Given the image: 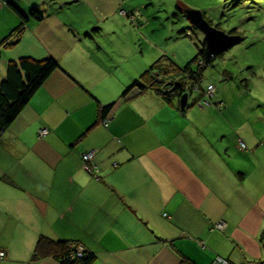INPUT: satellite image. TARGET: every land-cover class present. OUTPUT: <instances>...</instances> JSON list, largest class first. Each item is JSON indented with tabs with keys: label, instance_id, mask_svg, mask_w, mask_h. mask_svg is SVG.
Listing matches in <instances>:
<instances>
[{
	"label": "crops",
	"instance_id": "crops-1",
	"mask_svg": "<svg viewBox=\"0 0 264 264\" xmlns=\"http://www.w3.org/2000/svg\"><path fill=\"white\" fill-rule=\"evenodd\" d=\"M46 1L0 0V83L10 59L59 63L0 138V264H61L32 260L41 235L77 241L95 264L264 261V113L231 114L223 94L216 110L202 90L184 111L151 89L124 95L152 63L86 28L72 0ZM11 2L44 17L2 44L23 22ZM89 150L96 174L84 168Z\"/></svg>",
	"mask_w": 264,
	"mask_h": 264
},
{
	"label": "rangeland",
	"instance_id": "rangeland-1",
	"mask_svg": "<svg viewBox=\"0 0 264 264\" xmlns=\"http://www.w3.org/2000/svg\"><path fill=\"white\" fill-rule=\"evenodd\" d=\"M52 2L47 0L42 9L49 8ZM80 2V6H76L77 2L73 0L71 2L74 17L80 23L84 21L90 30L96 26L94 31L101 27L110 33L119 46H127L143 54L149 64L164 55L185 66L196 56L198 45L204 41L205 35L192 24L186 12L189 9L201 10L213 26L241 37L234 45L215 56H209L212 62L204 70L201 86L207 87L209 83L215 86L212 106L216 110L223 108L220 106L223 101L219 99L223 94L229 99L226 103L231 114L251 113L256 119L258 110L264 113V105L255 102L261 98L264 100V0ZM193 67L196 65L193 64ZM199 91L195 89L190 92V101ZM231 122L234 124L233 118ZM227 125H231L229 121Z\"/></svg>",
	"mask_w": 264,
	"mask_h": 264
},
{
	"label": "trees",
	"instance_id": "trees-1",
	"mask_svg": "<svg viewBox=\"0 0 264 264\" xmlns=\"http://www.w3.org/2000/svg\"><path fill=\"white\" fill-rule=\"evenodd\" d=\"M11 4L22 17L23 22L2 41V44H5L14 34H20L28 18L31 17L39 21L44 17L40 7H32L28 13H24L14 3L11 2ZM198 46V53L185 66L179 65L167 56L159 57L129 85L123 94L126 95L133 88H138L142 92L151 89L167 102L173 103L174 100H177L179 103L184 92L190 93L197 86L199 90H202L201 98H203L206 88L201 86V81L204 70L212 60L206 52L205 41H201ZM199 59L202 61L201 64ZM193 64L196 65L195 68ZM58 67L59 63L53 57L38 59L30 55H23L8 61L5 76L0 83V138ZM199 98H195L194 102H197ZM113 105L114 103H110L101 107L100 119L106 118ZM34 198L40 209L44 211L46 201L36 196ZM80 246L77 241L54 239L41 235L36 242L32 260L54 258L61 264H95V254L83 247L79 252ZM181 263L194 264L184 256Z\"/></svg>",
	"mask_w": 264,
	"mask_h": 264
},
{
	"label": "water",
	"instance_id": "water-1",
	"mask_svg": "<svg viewBox=\"0 0 264 264\" xmlns=\"http://www.w3.org/2000/svg\"><path fill=\"white\" fill-rule=\"evenodd\" d=\"M187 17L192 24L202 31L205 35L206 52L208 56H215L224 49L234 45L241 40L236 34H230L226 31L213 26L205 17L201 10L189 9L186 12ZM190 93L184 92L179 100L180 109L184 111L187 107Z\"/></svg>",
	"mask_w": 264,
	"mask_h": 264
},
{
	"label": "built area",
	"instance_id": "built-area-1",
	"mask_svg": "<svg viewBox=\"0 0 264 264\" xmlns=\"http://www.w3.org/2000/svg\"><path fill=\"white\" fill-rule=\"evenodd\" d=\"M199 61H201L199 59ZM202 63V61H201ZM195 89H199L197 86H195L193 88V90ZM192 90V91H193ZM214 91H215V86L213 84H208V86L206 87V95H207V100H206V103L207 104H210V99H212V96L214 95ZM222 104L220 103V106ZM109 117H106L104 119H102V123L104 124V126H108L109 124ZM48 132V129L47 128H42L40 129L39 133L40 135H44ZM241 147H245V144L243 142H241ZM94 154H95V151L94 150H89L85 153H83L82 155V158H83V161H84V168L88 171V172H91L93 174H96V172L98 171V167L97 165L93 162V159H94ZM217 227L219 228H223V225L221 224H218ZM203 244V243H201ZM82 250V246L79 247V252ZM4 257V252L2 250H0V260ZM210 264H235L233 263L232 261H230L229 259L223 257V256H220V255H217L213 258L212 262ZM259 264H264V261H261Z\"/></svg>",
	"mask_w": 264,
	"mask_h": 264
},
{
	"label": "flooded vegetation",
	"instance_id": "flooded-vegetation-1",
	"mask_svg": "<svg viewBox=\"0 0 264 264\" xmlns=\"http://www.w3.org/2000/svg\"><path fill=\"white\" fill-rule=\"evenodd\" d=\"M230 34H232V33H230Z\"/></svg>",
	"mask_w": 264,
	"mask_h": 264
}]
</instances>
